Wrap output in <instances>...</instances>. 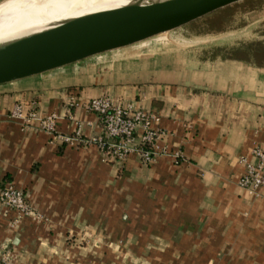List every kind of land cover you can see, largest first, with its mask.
Masks as SVG:
<instances>
[{
	"label": "crops",
	"instance_id": "crops-1",
	"mask_svg": "<svg viewBox=\"0 0 264 264\" xmlns=\"http://www.w3.org/2000/svg\"><path fill=\"white\" fill-rule=\"evenodd\" d=\"M212 52L168 39L0 84V187L21 188L44 218L11 227L0 204V263L7 252L6 264H264V191L236 184L238 157L264 149V61ZM100 95L155 113L159 143L181 156L107 162L93 144L65 145L8 116L34 100L58 114L59 133L97 136L81 103Z\"/></svg>",
	"mask_w": 264,
	"mask_h": 264
},
{
	"label": "built area",
	"instance_id": "built-area-1",
	"mask_svg": "<svg viewBox=\"0 0 264 264\" xmlns=\"http://www.w3.org/2000/svg\"><path fill=\"white\" fill-rule=\"evenodd\" d=\"M35 101H15L8 112L9 118L18 122L20 128H34L45 131L60 143L69 146H84L93 144L101 159L107 162L122 163L129 154H135L144 163H151L158 155H171L177 159L181 156L179 150L169 151L159 143L164 131L156 126L159 117L151 111H143L133 107L131 103H121L112 100L107 95L92 97L82 102L86 110L94 113L100 123V134L97 136H82L78 130L72 134H62L56 129L57 113L50 112L41 115L35 110ZM68 105H75V99L70 96ZM250 157H238L243 170L236 181L238 187L252 196H259L264 191V149L255 145L250 149ZM0 204L13 211L9 221L11 227L19 224L24 216L33 219H44L35 212L28 203L21 188L10 182L0 187ZM8 253H2L1 263L6 264Z\"/></svg>",
	"mask_w": 264,
	"mask_h": 264
},
{
	"label": "water",
	"instance_id": "water-1",
	"mask_svg": "<svg viewBox=\"0 0 264 264\" xmlns=\"http://www.w3.org/2000/svg\"><path fill=\"white\" fill-rule=\"evenodd\" d=\"M237 0H157L78 18L45 42L0 48V84L41 74L184 25Z\"/></svg>",
	"mask_w": 264,
	"mask_h": 264
},
{
	"label": "rangeland",
	"instance_id": "rangeland-1",
	"mask_svg": "<svg viewBox=\"0 0 264 264\" xmlns=\"http://www.w3.org/2000/svg\"><path fill=\"white\" fill-rule=\"evenodd\" d=\"M7 1L9 0H0V4ZM168 39L176 41L181 47L194 48L197 52L207 54L213 51L212 54L215 52L230 55L231 49L242 46L243 51L247 53H252L253 50L254 59L262 62L264 61V0H237L184 25L117 50H140L143 47L157 46Z\"/></svg>",
	"mask_w": 264,
	"mask_h": 264
},
{
	"label": "bare ground",
	"instance_id": "bare-ground-1",
	"mask_svg": "<svg viewBox=\"0 0 264 264\" xmlns=\"http://www.w3.org/2000/svg\"><path fill=\"white\" fill-rule=\"evenodd\" d=\"M150 1L157 0H9L0 4V48L24 50L85 15Z\"/></svg>",
	"mask_w": 264,
	"mask_h": 264
},
{
	"label": "trees",
	"instance_id": "trees-1",
	"mask_svg": "<svg viewBox=\"0 0 264 264\" xmlns=\"http://www.w3.org/2000/svg\"><path fill=\"white\" fill-rule=\"evenodd\" d=\"M251 51H252V53H247L246 51H243L242 46H241V47H235V48L231 49L230 53H231V56H233V57L244 55L246 59L252 58V57L255 58L253 50H251Z\"/></svg>",
	"mask_w": 264,
	"mask_h": 264
}]
</instances>
